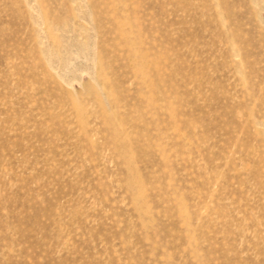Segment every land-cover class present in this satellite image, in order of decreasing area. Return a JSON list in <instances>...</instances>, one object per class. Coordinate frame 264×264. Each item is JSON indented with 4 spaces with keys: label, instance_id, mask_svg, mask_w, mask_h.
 <instances>
[{
    "label": "rangeland",
    "instance_id": "rangeland-1",
    "mask_svg": "<svg viewBox=\"0 0 264 264\" xmlns=\"http://www.w3.org/2000/svg\"><path fill=\"white\" fill-rule=\"evenodd\" d=\"M0 264H264V0H0Z\"/></svg>",
    "mask_w": 264,
    "mask_h": 264
}]
</instances>
